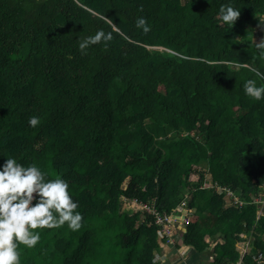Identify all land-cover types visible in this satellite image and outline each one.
Here are the masks:
<instances>
[{
  "label": "trees",
  "instance_id": "1",
  "mask_svg": "<svg viewBox=\"0 0 264 264\" xmlns=\"http://www.w3.org/2000/svg\"><path fill=\"white\" fill-rule=\"evenodd\" d=\"M99 30L107 48L82 54ZM260 31L264 0H0V165L65 179L82 215L76 231L37 230L20 264H155L154 215L181 210L182 245L235 264L243 242L241 264H264V99L243 91L264 84Z\"/></svg>",
  "mask_w": 264,
  "mask_h": 264
},
{
  "label": "clouds",
  "instance_id": "2",
  "mask_svg": "<svg viewBox=\"0 0 264 264\" xmlns=\"http://www.w3.org/2000/svg\"><path fill=\"white\" fill-rule=\"evenodd\" d=\"M220 21L232 28L240 15V10L231 4L221 5L218 12ZM109 23H112L105 17ZM135 26L144 33L151 28L145 18L135 21ZM115 29V25L112 24ZM113 39L112 33L97 31L79 42L82 54L91 45L103 44ZM257 49H264V40L256 44ZM264 59V51L260 52ZM227 63V61H218ZM209 63H212L211 61ZM244 94L254 101L264 99V84L257 85L248 79L243 85ZM40 118L32 116L28 125L35 128ZM78 204L69 193V183L57 176L45 179V173L36 165L24 166L15 158H7L0 165V264H20L19 245L33 248L40 240L41 232L37 230L55 229L67 225L76 231L81 227L82 215L76 211Z\"/></svg>",
  "mask_w": 264,
  "mask_h": 264
},
{
  "label": "crops",
  "instance_id": "3",
  "mask_svg": "<svg viewBox=\"0 0 264 264\" xmlns=\"http://www.w3.org/2000/svg\"><path fill=\"white\" fill-rule=\"evenodd\" d=\"M225 200L227 207L234 205L232 202L233 200L227 195H225ZM182 215L183 213L180 212L174 216L177 218V223L172 225L173 234L171 242L168 244L165 242L163 245H160L159 250L155 253V264H217V252L215 251L214 244L209 245L202 253L195 251L191 246H184L181 244L180 234L184 233L186 230V228L185 230L182 228V219L186 218L188 220L189 217L186 213L184 216ZM204 239L205 242H208L207 237ZM248 247L249 245L243 242L235 245V250L239 255V259L235 264H241V259L248 250ZM252 260L257 264L261 263V254H255Z\"/></svg>",
  "mask_w": 264,
  "mask_h": 264
},
{
  "label": "built area",
  "instance_id": "4",
  "mask_svg": "<svg viewBox=\"0 0 264 264\" xmlns=\"http://www.w3.org/2000/svg\"><path fill=\"white\" fill-rule=\"evenodd\" d=\"M226 195L231 198V193H226ZM255 200L259 201V202H256V203H258V204L261 203L262 204V201L264 200V197H262V199H261V197H259V198L255 199ZM236 202H237V200L233 199L234 205L237 204ZM141 206H142L143 210H145L146 212H150L149 208H147L144 205H141ZM237 206H241V204L238 203ZM179 210H181V209H179ZM181 212L183 213L182 216H184V214L186 213L183 210H181ZM151 214L154 215L153 213L150 212L149 215H151ZM154 217H155L154 218V223L158 227V235L160 236V238L165 239L166 243L168 244L169 242H171V237H172V234H173L172 225L174 223H177V220H176L177 218L174 217V215H157V214H155ZM182 223H183L182 224L183 225L182 228L186 227L187 219L186 218L182 219Z\"/></svg>",
  "mask_w": 264,
  "mask_h": 264
},
{
  "label": "rangeland",
  "instance_id": "5",
  "mask_svg": "<svg viewBox=\"0 0 264 264\" xmlns=\"http://www.w3.org/2000/svg\"><path fill=\"white\" fill-rule=\"evenodd\" d=\"M257 34H259V35L253 39L255 42H259L260 40H264V32H261L260 31V32H257ZM190 180L195 181L196 180V177L191 176L190 177ZM218 189H219L218 192L221 194L222 190L220 188H218ZM262 197H264V195H262ZM254 202L256 203V202H259V201L258 200H254ZM134 205H135L134 202H131L130 203V207H132ZM263 205H264V200L262 201V204L260 203L259 206H263ZM260 214H261V210L258 211L257 215H260Z\"/></svg>",
  "mask_w": 264,
  "mask_h": 264
},
{
  "label": "water",
  "instance_id": "6",
  "mask_svg": "<svg viewBox=\"0 0 264 264\" xmlns=\"http://www.w3.org/2000/svg\"><path fill=\"white\" fill-rule=\"evenodd\" d=\"M184 230H185V227H184Z\"/></svg>",
  "mask_w": 264,
  "mask_h": 264
}]
</instances>
